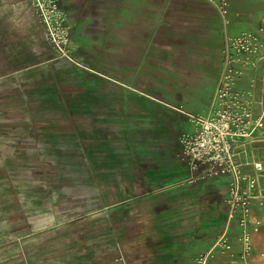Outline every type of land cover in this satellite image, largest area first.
Instances as JSON below:
<instances>
[{
    "label": "crops",
    "instance_id": "1",
    "mask_svg": "<svg viewBox=\"0 0 264 264\" xmlns=\"http://www.w3.org/2000/svg\"><path fill=\"white\" fill-rule=\"evenodd\" d=\"M59 8L71 34L70 52L82 64L73 67L79 77L76 83L69 80V104L81 107L74 111L85 130L95 123L96 137L124 145L101 147L96 165L101 174L62 183L53 199L95 203L99 264H191L224 226L230 178L187 181L180 137L193 128L187 113L209 109L225 34L260 33L264 0H59ZM261 42L254 65L232 85L262 122L251 139L234 145L242 171L257 176L258 195H264ZM261 199H251L259 219L251 234L256 264H264ZM43 222L33 221L32 229ZM237 232L232 223L234 252L239 250ZM211 264L245 263L217 256Z\"/></svg>",
    "mask_w": 264,
    "mask_h": 264
},
{
    "label": "rangeland",
    "instance_id": "2",
    "mask_svg": "<svg viewBox=\"0 0 264 264\" xmlns=\"http://www.w3.org/2000/svg\"><path fill=\"white\" fill-rule=\"evenodd\" d=\"M47 2L0 0V264H99L95 203L54 193L99 176L97 151L124 142L96 137L95 123L85 130L81 107L69 104L81 63L51 42ZM37 219L44 222L32 229Z\"/></svg>",
    "mask_w": 264,
    "mask_h": 264
},
{
    "label": "built area",
    "instance_id": "3",
    "mask_svg": "<svg viewBox=\"0 0 264 264\" xmlns=\"http://www.w3.org/2000/svg\"><path fill=\"white\" fill-rule=\"evenodd\" d=\"M221 10L226 12L222 5ZM41 14L53 45L63 56L72 60L69 27L59 8V0H48L46 6L41 8ZM224 20L227 22L226 18ZM259 31L258 34L247 31L239 35L225 34L219 76L209 109L205 113H187L193 128L180 137V154L190 171L187 181L195 182L219 175L230 178L224 226L211 245L193 257L191 264H211V260L217 256L237 257L245 264H256L253 261L251 234L258 230L259 219L252 212L251 199L261 197L259 203L264 204V195L254 193L258 185L257 176L242 171L234 145L238 141L251 139L262 122L260 117L253 115L249 101L241 99L232 90V85L248 65H254L253 55L262 46L264 27H260ZM254 167L260 168V164L254 163ZM232 223L238 229L235 235L238 252H234L230 236Z\"/></svg>",
    "mask_w": 264,
    "mask_h": 264
}]
</instances>
